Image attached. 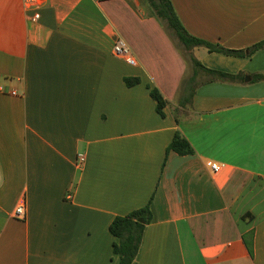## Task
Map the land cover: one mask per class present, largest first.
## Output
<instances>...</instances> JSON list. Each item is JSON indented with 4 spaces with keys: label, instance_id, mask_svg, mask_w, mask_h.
Instances as JSON below:
<instances>
[{
    "label": "crops",
    "instance_id": "1",
    "mask_svg": "<svg viewBox=\"0 0 264 264\" xmlns=\"http://www.w3.org/2000/svg\"><path fill=\"white\" fill-rule=\"evenodd\" d=\"M171 2L195 38L264 41V0ZM39 12L0 0V264H119L111 224L147 206L137 264H264V49L187 50L148 0H45ZM119 40L135 65L115 55ZM192 58L242 81L210 82ZM176 135L193 155L169 151Z\"/></svg>",
    "mask_w": 264,
    "mask_h": 264
},
{
    "label": "trees",
    "instance_id": "2",
    "mask_svg": "<svg viewBox=\"0 0 264 264\" xmlns=\"http://www.w3.org/2000/svg\"><path fill=\"white\" fill-rule=\"evenodd\" d=\"M151 7L155 11L157 17L164 26L174 34L180 43L187 49L192 50L196 47H204L210 53H219L232 57H249L255 52L264 49V41L256 44L247 51H238L226 49L220 45H215L204 40L191 36L184 28L180 21L171 0H148ZM196 72H201L210 77L212 81H225L231 83H239L242 81L241 75H231L224 72L209 70L205 68L197 59L192 58ZM263 79L261 75L255 76V81L259 82ZM125 82L128 87H135L140 83L138 78H127ZM186 88L189 96L185 99V103H190L195 95L198 87L196 78H190L186 81ZM151 97L157 102V112L164 115L167 107V101L161 92L154 88L151 90ZM169 151H174L179 155H193L194 149L190 143L180 135H176ZM152 221V212L150 206L136 210L126 216L117 217L111 224L110 231L115 237L114 253L119 256V264H137L142 242L146 233L147 226Z\"/></svg>",
    "mask_w": 264,
    "mask_h": 264
},
{
    "label": "built area",
    "instance_id": "3",
    "mask_svg": "<svg viewBox=\"0 0 264 264\" xmlns=\"http://www.w3.org/2000/svg\"><path fill=\"white\" fill-rule=\"evenodd\" d=\"M45 5V0H24V6L27 10L34 13L32 18L33 21H39L41 18L39 10H41ZM114 53L117 57L124 59L127 63L131 65H135V59L133 58L129 47L123 42L119 40L114 48ZM86 159L84 155L78 156L77 165L81 166L85 163ZM209 166L213 170V172L217 173L221 170L222 166L218 163H209ZM14 218L25 220L27 216L26 203L22 202L17 206L13 214Z\"/></svg>",
    "mask_w": 264,
    "mask_h": 264
}]
</instances>
